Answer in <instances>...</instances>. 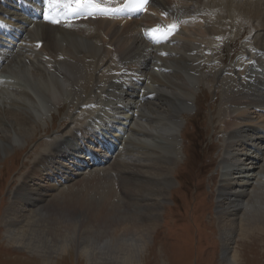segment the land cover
I'll return each instance as SVG.
<instances>
[{"label": "bare ground", "instance_id": "6f19581e", "mask_svg": "<svg viewBox=\"0 0 264 264\" xmlns=\"http://www.w3.org/2000/svg\"><path fill=\"white\" fill-rule=\"evenodd\" d=\"M64 1L68 0H58ZM191 1L187 0V3L192 4L172 8L166 0H151L145 14L154 13L159 21L163 17L169 26L178 25L181 21L186 32H189L183 40L186 44L180 47L181 52L167 49L168 44L149 47L143 41L142 33L147 34L148 29L157 22V18L146 16L139 18V21L128 22L107 18L103 14L105 12L95 9L92 14L100 17L80 20L72 25L29 22L27 26H19L8 21L17 44L8 50L0 48L3 62L0 69H17L29 82V89L24 84L13 82L12 78L4 80L2 89L9 88L28 102L2 97L0 142L11 145L13 134L27 138L33 128L37 129L36 120L39 117L36 114L44 110H39L30 91L56 106L62 104V96L72 98L71 103L76 106L81 104L80 109L87 105L82 104L89 98H95L98 101L94 100L95 104L99 105L104 96L110 97L115 91L113 95L119 98V106L114 109L117 111L122 107V120H129V125L132 120L139 121V125L142 123L140 120H145L144 123L150 126V122L158 124L162 120L174 124L173 121L178 120L183 112H189L196 98L194 91H199L201 85L211 91L220 90L219 123L227 137L224 156L225 160L234 163L239 177L230 178L223 173L217 190L216 215L225 236L223 253L228 256L227 262L238 264L240 255L233 248L237 243L235 236H239L241 241L256 234L257 237L264 236V150L261 149L264 145V75L254 66L264 67V47H260V42L264 40L258 37L253 46L241 50L242 56L250 57L249 64L248 60L233 64L226 62L224 48L231 46L234 40L245 33L259 31L256 26L248 28V22L244 21L247 14L241 12L244 6L248 7V12L256 8L257 0H232L231 4L225 5L234 7L227 16L223 11L226 0H215L212 8L209 7L211 10L208 7V10L204 9L208 4L201 5L199 0ZM53 2L51 5L58 3L57 0ZM199 5L202 10L195 9ZM220 12L222 16H219ZM6 14L13 16L8 10ZM0 19H4L1 11ZM142 21H148V26L143 25ZM196 22H200L199 25ZM191 23L203 28V49L191 48L194 40L202 34L199 27L193 28L192 32ZM224 30H227V35ZM179 36L180 32L167 43ZM206 53L212 55L215 62L204 58ZM108 64L114 65L108 67ZM206 64L212 68L211 71H206ZM104 68L106 71L100 72ZM93 72H97L95 77ZM211 77L212 81L209 80ZM39 80L46 81L47 85ZM92 91L95 92L92 94ZM11 108L19 110V113L11 112ZM123 124L125 122L120 123L117 129L119 133L123 131L119 145L129 142L121 141L126 132L141 136L147 134L138 128L134 130L128 124L123 127ZM79 131L84 139L91 140L87 137L90 136L89 126H82L67 137L74 136L78 141L76 136ZM66 141L62 138L55 142L51 151L35 162L31 172L20 179L12 192L5 217L7 243L45 256L62 254L73 247L78 255L92 264L138 262L159 221L156 201L159 200L161 204L164 190L171 187L169 167L165 165L174 162V159L152 150L155 158L165 164L150 165L153 173L117 168L115 176L124 181L123 185L104 181L107 185L97 195L92 194L89 186L80 187L77 192L73 191V187L64 186L65 192L54 194L53 187L61 186L78 175V172H70L69 165L66 167L53 160V156L59 161L71 156L65 152ZM139 149L143 150L142 147ZM6 150L1 143L0 154ZM123 151L122 146L121 152L113 158L116 163H113L120 165ZM73 159L74 165L78 166ZM89 162H94V158L89 159ZM110 175L107 173L108 178H112ZM101 179L93 177L80 183L95 185L97 182L103 183ZM62 180L65 182L62 183ZM142 199L153 203L143 204Z\"/></svg>", "mask_w": 264, "mask_h": 264}, {"label": "rangeland", "instance_id": "374dc122", "mask_svg": "<svg viewBox=\"0 0 264 264\" xmlns=\"http://www.w3.org/2000/svg\"><path fill=\"white\" fill-rule=\"evenodd\" d=\"M166 1L170 3L168 6L172 8L173 6L192 4L187 3V0ZM198 2L201 5L208 4L204 8L208 10L209 7L213 6L215 0H199ZM231 2L232 0H226L223 4V11L226 16L230 15L232 7H227L225 5L231 4ZM255 2H257L256 8H252L248 12V7L244 6L241 8V12L247 14L244 21L248 22L246 23L248 28L256 26L259 31L253 30L254 32L252 33L248 32L244 34L243 37L234 40L231 43V48H224V57L227 62L230 61V64L242 60L241 50L245 49L248 45H253L258 37L264 40V31H262L264 29V2L259 0ZM201 5L197 6L195 9L202 10L203 8L200 7ZM190 7L194 9V6L191 5ZM211 8H209V10H211ZM232 9H234V7ZM215 10H219V8ZM253 13L255 14L254 18H252ZM222 15L223 13L220 12L219 16ZM146 17L153 19L154 14L152 13ZM198 23L200 22H196L197 25H199ZM148 24L149 22L147 21L144 22L143 25L148 26ZM196 24H189L192 32L193 28L199 27ZM260 28H262V30H260ZM201 29L202 34L199 35L198 39L194 40L191 46L192 49L204 48L205 41L202 39L203 28ZM179 32L180 36L167 46V49L173 52H178L176 50H180V47L186 44L183 40L186 35L189 34L183 26H180L178 33ZM224 32L227 35V30H224ZM248 41H252V43L250 42L249 44ZM260 43L262 44L260 47H264V41ZM169 47H173L175 50ZM107 48H109L108 45ZM235 50L237 53L233 54V57L229 59V53ZM179 52H181V50ZM203 57L208 58L209 61L212 62L216 60L208 53ZM208 64H206V71H211L212 68L210 69ZM111 65L112 64H108V67H113L114 64ZM222 67L225 68L224 66ZM255 68L259 69L260 67L255 66ZM104 69L100 72H105L106 68ZM4 70L2 69L0 72V107L3 102L2 97L5 96L16 101L23 100L20 95L12 92L9 88L2 89L4 79L12 78L13 82L15 81V83L17 82V84L21 85L24 84L23 86L26 88L28 87L27 83H29L17 69L12 68L10 70ZM96 73L97 72H93V77L96 76ZM209 80L212 81L213 78L211 77ZM34 81L35 79L33 82ZM39 82L43 85H47L46 81L39 80ZM200 87L199 91H194L196 98L193 101V107L191 106L189 112H183L178 120L173 121L174 124L170 123L171 121L169 120H162L159 122L160 124H157L155 121L150 122V126L144 123L145 120H140V122H142L140 123L142 126H140L137 120H132L129 125L128 120L119 119L124 117V113L123 110H121L122 107H119L118 109L120 110L117 111L114 109L119 106V98H115V94L113 95L115 91L110 97L104 96L103 102L101 101L99 105L89 110H85L83 108L84 106L81 110L79 108L81 104L78 106L72 104V98L66 96H62V104L56 106L46 102L43 98L38 95L36 96L34 92L30 91L39 110H44V112H38L36 114L37 117H39L36 120L37 129L33 128L29 134L30 137L27 138L13 134V140L11 142L13 144L11 145L0 142V144L2 143V145L7 148L5 152L0 154V264H92L88 263L86 258L78 255L73 247L68 248L67 251L62 254L58 253L45 256L41 253L28 252L19 247L9 245L5 238L6 212L11 203L12 192L16 186L19 185L20 179L25 178V176L31 172L35 162L39 160V158L41 160L43 154L51 151L50 148L53 144L62 138L67 140L66 143H68L64 147L67 149L65 151L66 153H73L76 157H85L84 152L80 150L77 151V148L79 149L78 145L81 144V148H84L86 144H90L82 137H80L82 140L78 139L77 141L76 138H73L74 136L71 138L67 136L72 131H76V129L77 131L80 130L82 126H92V122L98 127L99 133L102 131L101 128H107L109 131L111 127L112 129H116L119 122H125L124 126L128 124V126L132 127L134 130L138 128V130L146 131L147 134L141 136L135 135V133H125L124 139L121 141L128 140L129 142L122 144L124 151L121 153L123 160H119L120 165L115 164V160L113 161V158L118 155L120 151H117V153L112 158H109L104 165L95 167L90 166L85 169H80L79 166L83 168V165L80 163H76L78 167L74 165L73 155L65 157L64 160L61 161L53 156L54 161L61 162L66 167L69 165L68 168H71L69 169L71 173L78 172L76 178L61 184V186L54 185L57 187H53V193L57 194L58 192H63L66 188L72 189V187L74 188L73 191L77 192L76 190L78 188H87L89 186L93 192L92 194L97 195V193H102L104 191L103 188L107 185V182L105 183L104 181L116 182L123 185L124 181L117 179L115 176L117 168L126 171L138 170L141 171V173H153L154 170L150 169V165L165 164L162 163L164 161L155 158L156 155L152 154L151 151L155 150L169 155L174 159V162H168L169 165H165L169 167L168 178L171 182V187L164 190L163 193L165 194L164 196L162 194L161 204H159V200L156 201V204L159 206V221L157 227L151 232L144 253L141 254L139 261L134 264H228V256L223 253V241L225 236L220 230L219 220L216 215L217 190L223 178V173H226V176L230 178L239 176L237 175L238 171H236L234 163L225 160L224 156L227 137L222 131L218 115L219 105L222 99L221 92L220 90L211 91L205 85H201ZM94 92L95 91H92V94ZM94 100L95 98H89L83 102L82 105L90 104L92 101L95 103V101H97ZM23 101L28 102L25 99ZM12 109L13 108L10 109L11 112L19 113V110ZM30 111L34 112V110ZM97 113V121H92ZM184 119H186L187 124L188 119L189 121L191 120L196 128L190 129L188 125H186ZM141 127L142 129H140ZM79 133L81 132L79 131ZM138 146L142 147L144 151L139 149ZM261 149L264 150V145L261 146ZM95 150L98 149L95 148ZM251 152H253V150H251ZM126 162H128V165L124 167V163ZM165 163L168 164L167 162ZM107 173L111 174L110 176L112 178H108ZM93 177L102 178L101 180L103 183L99 182V184L97 182L95 185L88 182L85 184L80 183ZM96 185H98L97 188H95ZM118 200L120 201L121 199L119 198ZM89 202L91 203L92 200ZM142 203L152 204L153 201L144 200ZM256 235L245 238L246 241L243 239V242L239 239L238 235V237L235 236L237 243L233 248L237 250L240 255L238 264H264V236L257 237Z\"/></svg>", "mask_w": 264, "mask_h": 264}, {"label": "snow or ice", "instance_id": "6c2138e0", "mask_svg": "<svg viewBox=\"0 0 264 264\" xmlns=\"http://www.w3.org/2000/svg\"><path fill=\"white\" fill-rule=\"evenodd\" d=\"M46 2L49 3V6H51L53 0H46ZM57 2H58V0H57ZM147 3H148V0H141V3H139L133 10L134 11H140L144 8L145 4H147ZM125 7H128V5H126ZM103 14L107 15L109 13L105 12ZM44 19L46 21L49 20V15H48L47 11L44 12ZM53 22H55V21H53ZM175 27H176V25L170 26V28H172V29H174Z\"/></svg>", "mask_w": 264, "mask_h": 264}]
</instances>
